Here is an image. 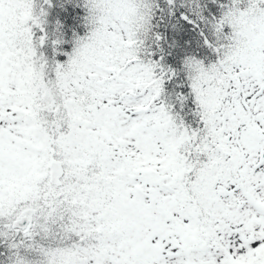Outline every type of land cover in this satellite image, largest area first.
I'll use <instances>...</instances> for the list:
<instances>
[{"label": "snow or ice", "instance_id": "obj_1", "mask_svg": "<svg viewBox=\"0 0 264 264\" xmlns=\"http://www.w3.org/2000/svg\"><path fill=\"white\" fill-rule=\"evenodd\" d=\"M0 264H264V0H0Z\"/></svg>", "mask_w": 264, "mask_h": 264}]
</instances>
